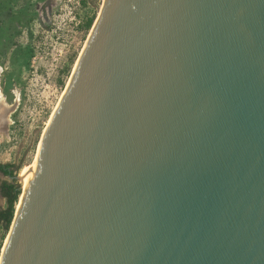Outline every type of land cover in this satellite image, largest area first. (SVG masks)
<instances>
[{
	"label": "water",
	"instance_id": "obj_1",
	"mask_svg": "<svg viewBox=\"0 0 264 264\" xmlns=\"http://www.w3.org/2000/svg\"><path fill=\"white\" fill-rule=\"evenodd\" d=\"M71 77L0 264H264V0H106Z\"/></svg>",
	"mask_w": 264,
	"mask_h": 264
},
{
	"label": "rangeland",
	"instance_id": "obj_2",
	"mask_svg": "<svg viewBox=\"0 0 264 264\" xmlns=\"http://www.w3.org/2000/svg\"><path fill=\"white\" fill-rule=\"evenodd\" d=\"M103 4L0 0V98L13 108L0 126V162L20 168L17 175L37 160L50 117L89 38L92 28L86 30L85 23L90 18L95 23ZM5 179L0 174V186ZM6 202L0 193V209ZM8 233L0 224V253Z\"/></svg>",
	"mask_w": 264,
	"mask_h": 264
},
{
	"label": "trees",
	"instance_id": "obj_3",
	"mask_svg": "<svg viewBox=\"0 0 264 264\" xmlns=\"http://www.w3.org/2000/svg\"><path fill=\"white\" fill-rule=\"evenodd\" d=\"M94 19L90 18L85 23L84 28L90 30L93 26ZM10 168H15L10 170ZM20 168H17L15 165L9 163L6 165H0V171L6 176L15 177L17 176ZM21 194V186L16 180L5 181L2 186V195L6 198V206L0 212V224L3 225L6 231H9L12 221L14 219L16 205L19 202V197Z\"/></svg>",
	"mask_w": 264,
	"mask_h": 264
},
{
	"label": "bare ground",
	"instance_id": "obj_4",
	"mask_svg": "<svg viewBox=\"0 0 264 264\" xmlns=\"http://www.w3.org/2000/svg\"><path fill=\"white\" fill-rule=\"evenodd\" d=\"M105 2H106V0H104V4H105ZM104 4H103V5H104ZM99 15H100V14H99ZM89 36H90V35H89ZM87 41H88V40H87ZM86 43H87V42H86ZM85 46H86V45H85ZM74 69H75V68H74ZM71 78H72V77H71ZM71 78H70V80H69V83H70V81H71ZM69 83H68V85H67V87H66L64 93L62 94L59 103H57L58 105L60 104V102H61V100H62V98H63V96H64V94H65V92H66V90H67V88H68V86H69ZM58 105H57V107H58ZM57 107L55 108L54 112L52 113V117H53L55 111L57 110ZM52 117H50V118L52 119ZM49 124H50V122H49ZM49 124H48V125H49ZM47 127H48V126H47ZM46 129H47V128H46ZM45 131H46V130H45ZM44 133H45V132H44ZM43 136H44V134H43ZM42 138H43V137H42ZM40 144H41V143H40ZM36 161H37V160H36ZM36 161L34 162V164H32V166L28 167V168L22 173V175H19L20 178H21L20 184H21L22 191H21V196L19 197V202H18V204L16 205V213H17V214H18L19 209H20V207H21V204H22V200H23V197H24L25 191L27 190V188H28V186H29V184H30V182H31V172H32V170H33V168H34V166H35ZM9 236H10V232H9L8 235H7V239H5L6 241H5V244H4L3 248H2V249H3L2 252H4V250H5V247H6V245H7V242H8Z\"/></svg>",
	"mask_w": 264,
	"mask_h": 264
},
{
	"label": "flooded vegetation",
	"instance_id": "obj_5",
	"mask_svg": "<svg viewBox=\"0 0 264 264\" xmlns=\"http://www.w3.org/2000/svg\"><path fill=\"white\" fill-rule=\"evenodd\" d=\"M70 80V79H69ZM69 83V82H68ZM68 85V84H67ZM0 97H2L1 95H0ZM61 99V98H60ZM0 101H1V103L3 102V98H0ZM3 105H5L6 107H7V105L5 104V103H3ZM4 109L2 110V109H0V120H1V122L3 121V119H4ZM6 164H9V163H2V162H0V165H6ZM14 170L15 168H10V170ZM0 174H2L6 179L8 178V179H10V180H4L2 183H1V186H0V193H1V196L6 200V198L2 195V186H3V183L5 182V181H12L11 180V177L10 176H6L4 173H2L1 171H0ZM7 201V200H6ZM3 209H0V212L2 211Z\"/></svg>",
	"mask_w": 264,
	"mask_h": 264
}]
</instances>
